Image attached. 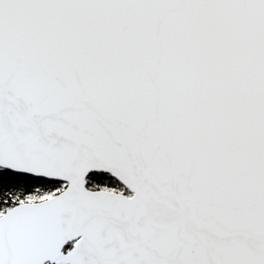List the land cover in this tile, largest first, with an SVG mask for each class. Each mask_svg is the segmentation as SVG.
Instances as JSON below:
<instances>
[{
    "label": "snow or ice",
    "instance_id": "6c2138e0",
    "mask_svg": "<svg viewBox=\"0 0 264 264\" xmlns=\"http://www.w3.org/2000/svg\"><path fill=\"white\" fill-rule=\"evenodd\" d=\"M0 264H264V0H0Z\"/></svg>",
    "mask_w": 264,
    "mask_h": 264
}]
</instances>
